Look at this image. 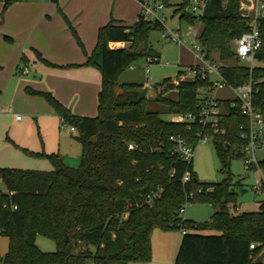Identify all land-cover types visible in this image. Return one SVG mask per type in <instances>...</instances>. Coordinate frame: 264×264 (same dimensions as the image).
Instances as JSON below:
<instances>
[{
	"label": "trees",
	"instance_id": "trees-1",
	"mask_svg": "<svg viewBox=\"0 0 264 264\" xmlns=\"http://www.w3.org/2000/svg\"><path fill=\"white\" fill-rule=\"evenodd\" d=\"M12 1L22 0H8L5 7ZM171 2L164 0L174 7L173 16L180 23L201 24L199 43L206 59L215 60L217 52L221 62L234 60V40L249 31L242 0H206L199 18L190 11L193 0ZM161 28L159 22L140 15L132 25L111 18L99 28L96 48L86 61L97 65L102 74L96 116L75 115L51 93L36 92L47 99L63 125L74 128L73 138L81 144L82 154L78 167L66 164L57 153L28 152L47 158L52 169L0 168V235L8 238L0 264L148 263L156 227L185 231L175 264H264V259L257 262L264 254V202L255 212H238V197L246 189L240 181H232L230 172L231 159L243 157L246 143L241 127L248 125V119L239 103L231 107V99H219L221 132L212 141L220 171L228 176L204 183L192 161L171 153L172 138L178 135L196 147L202 125L195 121L188 129L187 123L164 120L148 106L158 102L172 116L198 115L211 86L209 78L189 77L190 66L154 85L152 94L142 83L120 80L140 59H160L149 45V33ZM259 28L262 46L256 57L264 59V20ZM110 42H126L130 48L112 49ZM220 73L232 86L251 80L252 104L264 115V67L250 69L235 62L223 64ZM259 167L264 175V160ZM186 174L190 178L184 182ZM195 202L216 208L210 221L181 216L180 208ZM37 235L52 239L55 250L41 251Z\"/></svg>",
	"mask_w": 264,
	"mask_h": 264
},
{
	"label": "rangeland",
	"instance_id": "rangeland-1",
	"mask_svg": "<svg viewBox=\"0 0 264 264\" xmlns=\"http://www.w3.org/2000/svg\"><path fill=\"white\" fill-rule=\"evenodd\" d=\"M7 1L8 0H0V36L6 45L12 46L14 48L18 46L19 41L21 42L20 62L18 68L16 69V78H19L24 83V80L26 81L27 76L23 75L20 69L22 67H28V69L31 71V76L29 75V78L31 80L35 79V82H39L41 81L40 78L44 73L37 66L41 65L40 63L45 65L46 62L43 63L38 59L35 51L31 48V45L34 40L44 34L45 24L43 22H39L38 19L29 20L18 17L22 13V6H24L23 4H29V2L33 0L12 1L7 5V7H5ZM47 1L50 2V0ZM136 2L141 5L140 0H136ZM174 3H176V1L172 0L171 4ZM254 3L255 0H242V13H251ZM173 10V6H166L163 10H161V16L166 17L164 22L166 28L152 30L149 33V45L160 54V62H154L147 65L145 59H140L135 63L137 69H127L121 75L122 77L120 80H123L126 76L137 77L136 81L145 84L147 79L144 77L143 72L145 71V68H148L150 71L148 82L154 86L157 83H160L164 78L176 77L179 70H185L187 68V64L195 62L194 57L189 54L187 50L190 46V43L192 42V36H187V40L183 44H179L176 41L164 38L162 36V32L166 31L165 29L173 30L180 22L178 16H173ZM61 17L64 21V24L66 25L65 32L67 33V38L70 39L69 42L76 43L82 53L85 54L86 48L84 47L78 32V27L69 20L70 26L67 23L65 17L62 15ZM137 19L138 18L135 16V14L127 18V20H129L131 23L136 22ZM181 25L184 31L185 24L181 22ZM199 27H201V24L197 23L196 28ZM74 30L77 37L82 42L83 48L78 44ZM9 33L12 35V37H14V41L6 40L5 34ZM61 36L64 39L66 34L63 33ZM55 37L60 38V35ZM96 45L97 40L94 46L91 48L89 53L90 55L95 50ZM124 48L129 49L130 44L126 45ZM0 52H3V49H0ZM255 64L261 65L257 63ZM46 65L57 68L54 70L61 72L60 80L62 82V87L67 90V98L71 103V107H68L70 111H73L75 108L78 109L79 112H85L94 115L97 114L98 94L96 90H94V86H92L91 91H89L88 87L86 86L87 83L95 82L94 76H92V74L95 75L94 72H96L98 81H100L101 85L102 74L100 68L97 65L86 64V62L69 66H54L50 64ZM69 68H85L89 69V71H85L83 69L84 72L78 71L77 74L71 76L67 71ZM13 69L15 71V67L10 68L9 64H6L3 68H1L0 81L4 80L5 74L9 71L11 73ZM213 77H216V75L213 74ZM6 82L2 81L1 83L4 84ZM36 92L39 91H34L28 86L23 88V94L12 95L10 93L6 94L0 92V160L4 158H10V156L13 154L21 156H23V154H29L28 152L30 151L27 148L22 147L16 142V137L21 141L23 140L27 144L40 145L43 147L42 152L45 154L55 151L56 153H59V155L63 157L65 161H67L66 163L68 165L71 167H78L82 154V147L81 144L73 138V135H75L76 132L71 131V125H61L59 123L58 115L47 99L36 94ZM75 92L76 97H74ZM43 93H48V91ZM152 93L153 92H150V94ZM214 95L221 99H232L234 97L233 91L230 88L218 90ZM176 96L177 95L175 92L171 94L173 99H175ZM31 97H39L41 100L43 99L48 110L50 108L52 117H48L47 115L44 116L42 114L44 110L41 108L35 109L29 106L26 102V98ZM8 104L11 107V110H5V106L7 108ZM148 109L159 111L161 113L162 119L164 120L174 119V116L168 114L166 112V107L161 103L151 102L148 106ZM17 116H19L18 119ZM17 122H20V124H16ZM256 158L257 161L264 160V146L257 150ZM44 160V162H46L48 165V168L51 169L52 164L50 161L47 158H44ZM192 166L193 170L198 176V179L204 183L221 182L228 176L227 173L220 171L221 162L215 150L213 141H207L205 143L201 142L196 145ZM230 172L232 174V181H240L246 189V191L241 193L238 197V202L236 204L237 211H257L259 208L258 201L262 199V196L255 192L253 186L257 181L262 179V173L260 170L246 171L243 157H236L231 159ZM0 186L3 188L2 185ZM230 208L233 211V207L231 206ZM215 211L216 208H214L209 203L195 202L188 204L185 214H182L181 216L183 218L192 219L195 222L203 223L210 221ZM1 236L2 235H0V237ZM181 236V230L178 228L162 229L160 227H156L152 233L151 261L149 263L131 264H175V256ZM2 245H4V240L0 241L1 250ZM36 245L43 252H52L56 248L55 242L43 235H37Z\"/></svg>",
	"mask_w": 264,
	"mask_h": 264
},
{
	"label": "crops",
	"instance_id": "crops-1",
	"mask_svg": "<svg viewBox=\"0 0 264 264\" xmlns=\"http://www.w3.org/2000/svg\"><path fill=\"white\" fill-rule=\"evenodd\" d=\"M176 1V0H175ZM56 2V3H54ZM22 13L18 16L21 19L36 20L43 22L45 24L44 34L39 36L36 40L33 41L31 48L35 51L39 60L43 63L56 66H69L75 64L85 63L90 55L91 48L94 46L97 37L98 30L100 27L107 24L111 18L121 21L123 24L132 25L135 22L131 23L127 18L131 17L133 14L138 18L141 13V5L136 2V0H33L29 4H23ZM58 6V7H57ZM131 7V8H130ZM65 17L66 20H70L74 25L78 27V32L86 48V54L82 53L80 48L74 42H69L70 39L67 38V33L65 32L66 25L61 17ZM69 21V22H70ZM55 24V25H54ZM195 30L200 34L202 26L196 28ZM8 33V32H7ZM66 34V37L63 39L62 34ZM60 35V38L55 36ZM5 36L10 37L14 41V37L9 34ZM8 40V39H6ZM8 40V41H12ZM129 43L126 42H110L109 46L112 49L124 48ZM0 49H3V52H0V69L3 68L6 64L10 65V68L15 67L14 69L5 74V79L0 81V92L14 94H23L24 87H30L34 91L51 93L55 98H57L64 106L71 107V103L67 98V90L62 87V82L60 80L61 72L54 70L53 68L47 66L46 64L38 65L37 67L41 69L44 73L40 78L41 81L35 82L36 80H31L29 75L31 74L30 69L22 67L20 70L23 75L27 76L24 83L16 78V69L19 66L20 62V51H21V42L17 47L8 46L2 40L0 36ZM188 53L194 57L195 62L187 64V68L190 66H195L200 64V60L197 55L192 52L189 48L187 49ZM160 55V54H159ZM35 57V56H34ZM41 57V58H40ZM213 57L215 60H218L219 54L214 52ZM217 57V59H216ZM28 59V58H27ZM36 59V58H35ZM36 61V60H35ZM221 62V61H220ZM222 64H234L235 60L228 62H221ZM27 72H24V70ZM89 71L85 68H69L67 71L71 76L79 72ZM130 69V70H136ZM77 71V72H75ZM92 72V71H90ZM94 81L93 83H87L88 90L91 91L92 86L96 90L97 94L101 89L100 81L96 72H94ZM144 77L146 78L145 71L143 72ZM31 76V75H30ZM45 76V77H44ZM122 77V76H121ZM120 77V78H121ZM44 78V81H43ZM137 77H128L126 76L123 80L124 82H137ZM8 80V81H7ZM2 81L6 83H1ZM144 84V83H142ZM7 88V89H6ZM216 96V95H215ZM74 97H76V92ZM217 97V96H216ZM218 98V97H217ZM221 99V98H218ZM223 100V99H222ZM26 102L29 106L33 108H41L43 115L52 117V112L49 108L46 107L44 100L39 97L26 98ZM98 107V104H97ZM11 110L9 104L5 110ZM72 109V108H71ZM76 115L79 116H96L94 114H88L85 112H79L78 109H73ZM73 111H71L73 113ZM73 113V114H74ZM81 114V115H80ZM59 117V116H58ZM53 119V118H52ZM172 120V119H170ZM59 123L62 124V120L59 117ZM16 124H20L17 122ZM73 132V131H72ZM16 142L24 148H27L30 152L33 153H43L40 145L37 144H27L23 140L15 137ZM52 153H56L52 151ZM51 154V153H47ZM59 154V153H57ZM63 158V157H62ZM64 160V158H63ZM44 158L28 155H17L13 154L10 158H4L0 160V168H13V169H32V170H51L48 168ZM66 163L67 161L64 160ZM67 164V163H66ZM261 200L258 201L260 206ZM204 234H213L214 231H204ZM5 237V238H4ZM0 241L4 240V245H2V250L0 251V256H2L8 248V238L6 236H1ZM264 259V258H263ZM263 261V260H262ZM149 263V262H148Z\"/></svg>",
	"mask_w": 264,
	"mask_h": 264
},
{
	"label": "built area",
	"instance_id": "built-area-1",
	"mask_svg": "<svg viewBox=\"0 0 264 264\" xmlns=\"http://www.w3.org/2000/svg\"><path fill=\"white\" fill-rule=\"evenodd\" d=\"M141 2V13L140 16L145 20L157 21L163 28L165 16H161L160 11L166 7L164 0H140ZM206 0H193L190 7V11L197 18H199L205 8ZM249 17V31L242 34L240 37L234 40V60L238 63L249 67L250 69L262 66L264 67V59H257L256 54L262 46V38L260 34L259 21L264 20V0H255L252 6L251 13L245 14ZM162 32L164 38L178 42L179 44L185 43L187 36H192V42L190 43L189 49L194 52L200 60L199 65L193 66L192 69L188 70V76H200L202 79H208L211 82L209 92L206 98L202 102V108L198 115L184 114L174 116L173 121L187 123V128L190 129L191 123L198 121L202 125V132L198 133V143H205L212 141L215 134L221 132L220 119L222 113V104L219 99L214 95L216 91L230 88L233 91L234 97L231 99V107H235L237 102L239 103L240 112L248 119V125L241 127L242 133L241 138L245 140V146L243 147V160L246 171L249 170H260L262 173V179L257 181L253 186L255 192L262 196L261 202H264V175L263 171L259 167V161L256 158V152L264 146V115L256 109L252 104V81H248L245 84L239 86L230 85L220 73V68L223 65L218 60H208L205 58V53L202 46L199 43V33L195 30L192 25H185L183 31L182 25L179 22L176 28L173 30L165 29ZM145 61L150 63H159L160 59L157 57H147ZM261 64V65H256ZM137 66L132 64L129 69H135ZM24 72H27L25 69ZM149 69L145 68L146 82L144 87L149 92L153 90L149 80ZM213 74L216 77H213ZM19 116H17V119ZM71 131L74 128L71 127ZM173 149L172 155H176L181 159L189 162L193 160L195 147L184 137L178 135L172 138ZM134 145L130 144L129 149H133ZM190 178L189 174H186L183 181H188ZM2 187L0 186V190ZM201 191V190H200ZM188 203L180 208V214H185ZM181 233H185L184 230ZM251 249H254V244L250 245Z\"/></svg>",
	"mask_w": 264,
	"mask_h": 264
},
{
	"label": "water",
	"instance_id": "water-1",
	"mask_svg": "<svg viewBox=\"0 0 264 264\" xmlns=\"http://www.w3.org/2000/svg\"><path fill=\"white\" fill-rule=\"evenodd\" d=\"M149 99L151 100L152 97H149ZM263 258H264V254L262 253V254L259 256V258L257 259V262H258V263L262 262Z\"/></svg>",
	"mask_w": 264,
	"mask_h": 264
}]
</instances>
